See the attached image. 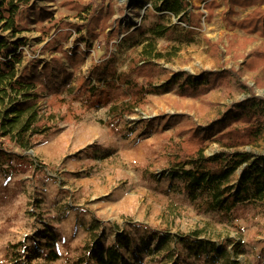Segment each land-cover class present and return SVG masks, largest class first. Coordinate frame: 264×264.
<instances>
[{
  "label": "rangeland",
  "instance_id": "obj_1",
  "mask_svg": "<svg viewBox=\"0 0 264 264\" xmlns=\"http://www.w3.org/2000/svg\"><path fill=\"white\" fill-rule=\"evenodd\" d=\"M65 1L33 0L32 17L39 14L43 24H34L29 32L22 33L29 41L18 71L33 62L40 68L49 63L56 46L45 49V45L60 31L58 27L67 29L66 23L83 22L84 15L77 17L75 5H87L91 0H72L70 5ZM209 1L218 4L210 16L204 8ZM161 2L105 0L104 6L112 3L114 7L112 21L117 20V35L108 37L105 45L102 39L113 26L99 40L89 36V41L78 40L80 34L73 31L62 49L69 52L79 47L90 52L82 74L87 73L91 60L100 64L108 58L114 61L117 73L127 74L129 61L140 58L153 37L155 51L165 57L152 59L155 67L146 68L142 77L130 76L138 83L148 80L159 85L179 71L197 75L225 70L231 76L239 71L238 77H228L223 85L196 96H179L174 90L146 95L144 103L118 119L113 128L107 126V107L86 108L65 97L68 104L45 108L44 113H55L53 134L34 140L22 153L34 168L21 167L17 162L0 166V264H17L18 259L26 264H79L88 257L86 247L116 246L119 238L129 241L120 251L130 264H174L178 259L183 264L225 262L222 256L207 261L195 258L187 244L176 247L178 237L191 232L217 245L224 242L231 260L239 264H264V194L248 191V200L238 202L231 213L200 212L182 199L178 192L182 185L168 173L171 147L185 142L191 133L209 132L203 140L207 155L229 151L216 140L217 119L231 103L251 95L264 98V72L244 70L241 51L226 54L225 46L241 41L248 45L243 50L246 53L264 39L228 26V7L222 0H186L183 13L190 23L181 22L183 13L176 16L160 11ZM255 8H235L233 18L241 20ZM201 12L204 16L199 18ZM49 18L51 31L43 28H47ZM158 27L172 32L151 36L152 29ZM216 48L222 52H215ZM67 111L77 120L61 121L59 114ZM241 123L231 120L230 125ZM12 149L19 152L16 147ZM239 149L264 156V129L251 144ZM240 171L233 176L238 189ZM155 232L170 237L168 242L175 253L150 251L158 239L146 241ZM236 243L240 246L234 250Z\"/></svg>",
  "mask_w": 264,
  "mask_h": 264
},
{
  "label": "trees",
  "instance_id": "obj_2",
  "mask_svg": "<svg viewBox=\"0 0 264 264\" xmlns=\"http://www.w3.org/2000/svg\"><path fill=\"white\" fill-rule=\"evenodd\" d=\"M222 1L228 7L226 15L228 26L264 39V8H261L264 7V0ZM71 2L72 0H67L65 4L70 5ZM104 2L105 0L98 2L91 0L87 5L76 4L77 17L84 15L83 22L73 25L66 23L64 26L67 29L58 27L60 31H57L56 36L45 45V49L56 46L50 62L41 68L39 63L33 62L18 71L16 68L21 65L24 58L23 48L29 41L22 33L29 32L34 24H43L42 17L39 14L32 17L33 0H0V166L17 162L21 167L34 168V163L22 153L30 148L34 140L53 134L55 127L52 120L55 113H44V109H50L56 103L68 104L65 97H71L72 101H77L80 106L86 108H109L110 118L107 126L113 128L118 119L121 120L124 115L141 106L146 95L174 90L179 96H196L207 93L216 85H223L228 77L231 78L235 74L238 77L239 71L232 73V76L225 70L202 72L197 75L179 71L159 85H153L148 80L138 83L130 76L142 77L146 68L155 67L152 59L165 57V54L155 51V42L151 39L153 37H150L140 58L134 57L129 61L127 74L117 73L114 61L110 58L100 64L91 60L87 73L82 74L80 70L90 52L79 47L66 52L61 45L69 40L73 31L80 34L78 40L89 41L87 36L99 40V37L104 36L106 29L114 27L102 39L103 44H108V37L117 35L118 24L117 20L114 23L112 21L115 13L112 3L104 6ZM187 6L186 0H162L159 10L178 16ZM254 6L256 8L243 19L233 18L237 13L235 8L246 10ZM214 7H218L214 1L205 4L208 16ZM203 16L202 12L198 15L199 18ZM181 22L190 23L184 13ZM47 23V28L44 25L43 28L51 31L53 28L50 25L51 18ZM81 31L84 33H80ZM168 32H172V29L158 27L152 29L151 36H162ZM249 39L246 41L250 42ZM247 46L241 41L229 42L225 46V53L240 50L244 70L264 72V42L244 53L243 50H246ZM215 52L222 51L216 48ZM257 81L259 86L263 85L262 81ZM44 93L50 97L43 96ZM50 98L52 99L49 100ZM227 108L228 111L217 119L215 126L218 132L216 140L222 148L229 151L207 155L203 150V140L205 136L210 135L208 131L201 134L191 133L185 142L173 145L170 150L169 177L182 185V188L178 187L182 199L187 200L200 212L221 210L231 213L238 202L248 200V191L257 195L264 194V156L239 149L240 146L251 144L264 129V98L251 95L231 103ZM59 116L61 121L77 120L71 111L60 113ZM231 120H241L242 123L240 126H231ZM224 127L227 129L223 131ZM13 147L20 153L13 151ZM239 168L240 189L233 183L234 173ZM235 189H238L237 193L234 192ZM155 234L160 238L150 235L146 241L148 244L152 238L158 239L156 247L150 251H165V254H172L174 250L168 242L170 237L164 233ZM199 236L200 233L197 232L181 235L177 239L176 247L187 244L195 258L204 257L207 261L222 256L225 260L223 264H239L236 260H231L224 242L217 245L210 240L199 239ZM127 244L128 239L119 238L116 246L104 247L95 244L93 248L86 247L88 257L81 259L79 264H130L120 251L121 247ZM239 246L240 243H236L232 249L236 250ZM41 248L37 247L38 250ZM136 255L139 256L140 253ZM48 256L52 257L54 253H49ZM176 256L179 258V253H176ZM16 262L26 264L22 259ZM174 264L183 263L178 259Z\"/></svg>",
  "mask_w": 264,
  "mask_h": 264
}]
</instances>
